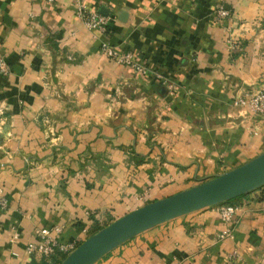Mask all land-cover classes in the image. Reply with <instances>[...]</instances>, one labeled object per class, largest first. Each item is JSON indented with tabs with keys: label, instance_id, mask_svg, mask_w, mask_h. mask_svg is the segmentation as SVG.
<instances>
[{
	"label": "crops",
	"instance_id": "obj_1",
	"mask_svg": "<svg viewBox=\"0 0 264 264\" xmlns=\"http://www.w3.org/2000/svg\"><path fill=\"white\" fill-rule=\"evenodd\" d=\"M80 3L110 18L106 39L145 75L100 54ZM219 6L230 21L216 19ZM258 19L264 0H0V264L37 261L25 254L35 228L60 225L59 241L82 242L262 153L264 116L234 105L261 81L248 56ZM238 205L231 237L219 238L227 226L212 206L95 264H264V188Z\"/></svg>",
	"mask_w": 264,
	"mask_h": 264
},
{
	"label": "water",
	"instance_id": "obj_2",
	"mask_svg": "<svg viewBox=\"0 0 264 264\" xmlns=\"http://www.w3.org/2000/svg\"><path fill=\"white\" fill-rule=\"evenodd\" d=\"M264 187V151L250 161L169 197L149 202L83 240L59 264H95L156 226L249 195Z\"/></svg>",
	"mask_w": 264,
	"mask_h": 264
},
{
	"label": "built area",
	"instance_id": "obj_3",
	"mask_svg": "<svg viewBox=\"0 0 264 264\" xmlns=\"http://www.w3.org/2000/svg\"><path fill=\"white\" fill-rule=\"evenodd\" d=\"M47 1L52 2L53 0ZM77 16L88 31L94 33L95 36L102 38L99 45V52L103 57L112 60L119 66L130 68L137 74L145 75L147 73L146 69L133 58L131 53L119 52L110 45L106 39L108 24L110 21L109 17L99 14L96 11H92L81 3L77 5ZM215 17L217 20L230 21L232 19V13L229 8L219 6L215 11ZM226 43L229 52H236L239 50L238 44L232 38L229 37ZM0 71L4 74H7L8 72L5 61L2 58H0ZM235 105L245 108L251 115H263L264 91H254L251 94L245 93L244 95H240L236 98ZM6 205L7 201L0 193V209L6 208ZM217 211L221 221L227 226V229L219 238L231 237L232 231L229 226L233 217L239 213L240 206L238 204H220L217 205ZM63 229L64 227L60 225L35 228L33 230V240L25 247V254L28 259L45 261L48 264H59L62 259L81 243L78 241H59V236ZM17 237V235H14L12 241Z\"/></svg>",
	"mask_w": 264,
	"mask_h": 264
},
{
	"label": "rangeland",
	"instance_id": "obj_4",
	"mask_svg": "<svg viewBox=\"0 0 264 264\" xmlns=\"http://www.w3.org/2000/svg\"><path fill=\"white\" fill-rule=\"evenodd\" d=\"M251 24L254 26V27L251 26L253 28V37H252V40L255 43V45L258 44V46L255 47L254 49H252L251 55L248 54V56L249 57L252 56V58L254 59L255 65H258V68H259V71H260L259 79L261 81L259 82V85H257L256 87L251 88V89H247V90H241L240 91V94L237 93V95H244L245 93L251 94L254 91H264V32L262 31V28H261L262 27V24H264V23H262V21H260L258 19V21L257 20H254ZM241 25H243L245 27V24L244 23H242ZM254 28H255V30H254ZM231 30H228V32H227L228 33L227 39L230 37V38H232L236 42L237 39L234 36V32L231 31ZM246 36H248V35L243 30H241L240 36H237V37H238L239 40H241V39H244ZM227 39H226V41H227ZM239 42H241V41H239ZM236 96H235V99H234V105H235V100L238 97V96L237 97ZM236 106H238V105H236ZM247 113L250 116H252V117H254V116L255 117H258L256 115H251L249 112H247ZM259 116H264V114L263 115H259ZM143 203H145V201ZM110 223H108V224H110ZM108 224H106L104 226H101V227L99 226L97 228V230L102 229L103 227L107 226ZM92 234H94V233H90L87 237H89Z\"/></svg>",
	"mask_w": 264,
	"mask_h": 264
},
{
	"label": "trees",
	"instance_id": "obj_5",
	"mask_svg": "<svg viewBox=\"0 0 264 264\" xmlns=\"http://www.w3.org/2000/svg\"><path fill=\"white\" fill-rule=\"evenodd\" d=\"M263 188H261V189H259L257 191H261ZM241 198H243V197H239V198L233 199V200H231L229 202H225V203H222V204H228V205H235L236 204L237 205L238 204V200H240ZM96 231H98V230L96 229L92 233H95ZM32 264H48V263H46L45 261H32Z\"/></svg>",
	"mask_w": 264,
	"mask_h": 264
}]
</instances>
